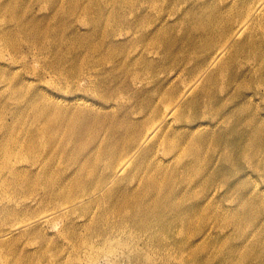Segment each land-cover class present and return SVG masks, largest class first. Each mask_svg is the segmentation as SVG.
I'll return each mask as SVG.
<instances>
[{
    "label": "bare ground",
    "instance_id": "obj_1",
    "mask_svg": "<svg viewBox=\"0 0 264 264\" xmlns=\"http://www.w3.org/2000/svg\"><path fill=\"white\" fill-rule=\"evenodd\" d=\"M35 1L49 11L48 16H44V18L52 19L49 27L53 29L56 24L55 18L59 17L58 10L62 0ZM64 1L72 2V0ZM74 1L73 11L81 13L84 19H89L91 9L84 4L83 0ZM162 2L156 0L152 4L158 16L169 7L167 4L163 6ZM32 4L33 0L1 1L0 18L1 15H12L15 25L0 28V35L5 38L6 42H10L9 39L13 41V36L18 35L19 44H28L30 49H41L42 54L46 57V63L50 66L53 63V58L48 49L44 48L40 42V38L45 36L44 32H46L47 26L42 21L35 20L31 12ZM233 6H236V15L231 21V25L235 24V28L232 30L231 26L232 31L224 32L223 35L227 34L229 40H233V49L248 50L250 62L253 65L248 70L235 71L237 74L233 81L232 101L236 105L227 113L220 114L216 110L213 111L217 104L213 105L212 97L209 96L206 88L204 91L202 90L204 99L201 114L198 110L200 102L197 99H192L190 84L182 89L177 87L164 90L160 97V104L164 107L163 112L153 113L140 120H133L132 125L126 124L125 126V124L117 123L109 127L110 134L117 132L119 141L117 144L125 142L126 145L123 146L122 152L119 153L118 151L121 150L118 146L115 147L111 143H107L106 146L95 145L88 152L89 146L83 149L86 152L85 156L93 155L90 156L92 158L97 154L99 157L93 159L101 161L104 167L101 173H88L83 176L82 180L78 178L80 175L78 170L67 177L56 178L54 175H50L47 169H43L40 164L32 163L17 169L12 162L16 159L28 160L31 157L27 151H32V148L36 146L41 154H50L56 150V145L61 143L74 145L87 136L89 123L85 118L86 114L84 113L87 112H85L87 108L84 105L75 103L73 106L72 104L66 106V115L56 100L48 101L35 93L36 97L33 95V98L31 97L33 101L29 104L33 119L27 125L22 121L20 123L23 126H9V123L0 120V139L4 142L0 145V164H5L7 171L11 174L9 185L11 184L13 187L10 189L8 186L0 192V264H42L48 251L50 256L52 255L51 240L53 236L47 234L46 226L55 228L56 232L61 235H63L62 232L73 233L71 226L74 225V216L79 214L78 212L82 213L79 216L84 220L82 225H86L90 229L94 228L93 232L97 235L104 236L107 230L121 229L126 234L138 233L154 244L151 248L154 249L152 251L154 255L159 254V251L162 250L170 251L171 254L168 257L179 264H196L197 257L195 256L197 254L206 256V251L209 248L215 249L214 253L223 254L207 259V263L218 259L220 264H264V243L260 245L261 240L254 241L248 251L239 255L240 250L248 244V241L228 246L229 238L222 234V229L219 233L216 227L213 233L206 226L197 231L193 228V223L198 216H205L208 219L209 214H213L212 216L217 214L216 212L211 213V208L218 205L213 202L220 191L222 195L219 199H230L236 207L232 211L220 210L222 212L220 219L224 225L236 218H245L246 220L264 217L262 215L264 190L250 188V185L255 181L264 182V116L260 114V111L264 110V106L260 107L245 102L242 103L246 107L242 108L243 106H241L242 100L249 101L252 97L264 98V92L260 90V87L264 86V81H254L264 78V58L261 56V51L257 54L252 51L251 48L254 47L252 41L244 39L245 34L256 31H252L254 27L248 24L247 18L251 14V10H253V15L256 12L263 13L261 9L264 5L250 8L246 1L240 0ZM191 8L189 7L188 10ZM36 22L38 24H35ZM69 22L67 21L65 24H69ZM22 33L24 35L21 37ZM51 38L54 39L50 34L48 40L50 41ZM65 38L67 36L62 39ZM154 41L155 39H151L150 43ZM22 51H24L22 47L13 46L10 51L11 59L15 60L18 53ZM222 55L221 50L216 51L211 59V64H217ZM114 58L113 55L108 56L106 62L111 63ZM63 69L59 75L60 79L76 73L73 69V72L65 67ZM224 69L225 66L220 65L217 71H220L219 74H221ZM0 75L3 78H9L2 71H0ZM80 75H86L87 79L91 76L86 70H82ZM214 78V74L204 78V86H207ZM38 79L42 81L43 77L38 76ZM251 87L253 93L244 95V91ZM25 88L30 90L25 85L20 88L13 86L7 89L16 100L20 111L26 108L25 101L29 99V97L27 100L24 99ZM229 89L230 85L223 92H227ZM242 89L245 90L242 92ZM22 101H24V105L19 104ZM71 108H74L73 114ZM245 112L248 113L244 114ZM88 113H93V111ZM201 115L208 117L212 126L219 124L220 127H223L222 129L229 126L234 117H236L235 119L241 117L239 122L245 128L246 133L245 135L240 134L236 141L226 144L223 151L221 150L219 163L223 165L228 162V168L226 172L217 171L216 168L218 173H215L213 168L215 166H213L211 171L220 180L211 184H203L197 190L202 175L193 180L189 172L181 170L182 168L190 170V162L187 160L192 157V151L196 150V146L193 147L194 144H192L195 139L190 135L191 139L173 140L171 136H178L180 130L163 132V128L172 118L180 122H189ZM14 117H19L15 111ZM200 125L201 122L188 125L187 129L198 130ZM223 134V131L209 132L205 134L204 139L209 137L216 141L223 138ZM127 139L132 142L126 143ZM21 140H23L22 144ZM93 141L94 139L91 137V145H93ZM160 142L167 146H165V155L169 158L166 160L168 163L162 164L165 166L160 167V163L154 160L143 161L141 157L144 153L151 155ZM218 151H220L219 147L214 145L213 151L209 153L211 159H214ZM241 165L246 166L248 172H244L246 170L240 172ZM179 169L182 173L179 177V184L167 189V186L172 184L174 176L179 175L177 173ZM249 172L254 175V178ZM190 173L192 174V171ZM121 179H124L123 183ZM162 186H166V190H162ZM243 188H246L245 192ZM50 207L56 209L43 212ZM254 228L248 226L246 228L247 235L251 234ZM238 229H240L239 226ZM239 235L242 237L241 233ZM262 235L264 232L259 235L258 239H261ZM63 239L72 246L73 241ZM256 248L258 250L254 256L251 253ZM130 252L126 256L130 262L151 264L152 258L139 248L131 249ZM225 254L226 257H224ZM89 257L90 262L94 258L93 253ZM232 257L237 258L236 262ZM59 258V256L55 257L52 261L57 263ZM89 262L86 259V261H79L78 264H90L91 262Z\"/></svg>",
    "mask_w": 264,
    "mask_h": 264
},
{
    "label": "rangeland",
    "instance_id": "obj_2",
    "mask_svg": "<svg viewBox=\"0 0 264 264\" xmlns=\"http://www.w3.org/2000/svg\"><path fill=\"white\" fill-rule=\"evenodd\" d=\"M154 1L156 0H83L84 4L91 9L89 19H84L81 13L73 11L74 0L68 1L69 3L62 0L58 10L59 17L55 18L56 24L51 29L49 26L52 19L44 18V16H48L49 11L33 0L32 15L37 22L42 21L47 26L46 32H44L45 36L40 38V42L44 48L48 49L53 58V63L50 66L46 63V57L42 54L41 49H30L28 44H19L18 35L13 36L14 42L11 39H9L10 42H6L5 38L0 35V71L9 76V78H3L0 75V120L9 123V126H23L20 123L22 121L27 125L33 119L29 104L33 101V95L36 97L35 93H37L48 101L56 100L66 115V106H71V104L73 106L75 103L84 105L87 108L85 109L87 112L84 113L86 114L85 118L89 123L88 135L78 143L74 145L61 143L56 145V150L50 154H41L36 146L32 148V151H27L30 153V160L16 159L12 162L17 169L36 163L40 164L43 169H47L48 173L56 178L67 177L78 170L80 180L88 173H101L104 166L101 161L96 160L99 156L95 154L96 159L90 157L93 155L85 156L86 152L83 149L89 146L88 152L95 145L106 146L107 143H111L115 147L118 146L121 150L118 151L119 153L122 152L123 146L126 145L125 142L117 144L119 142L117 132L110 134L109 127L117 123L125 124V126L126 124L132 125L133 120H140L153 113L163 112L164 107L160 104V97L164 90L167 91L170 88L182 89L190 84L192 99H197L200 102L198 107L200 114L203 109L202 90L204 91V88L212 97L213 105L217 104L214 109L212 108L213 111L216 110L220 114H224L235 107L236 104L232 101L233 81L237 74L235 71L239 69L245 71L253 65L249 58L250 52L233 49V40H229L227 34L223 35L224 32L232 31L235 28V24L231 25V21L236 15V6L233 5L240 0H164L163 2L158 0L164 3L163 6L166 4L169 6L160 16L152 6ZM241 1H246L250 8L264 5L263 0ZM189 7L192 8L188 10ZM252 11L249 16L247 15V19L248 24L254 27L252 31H256L245 34L244 39L252 41L251 43L254 45L251 48L252 51L256 54L261 51V56L264 58V7L261 9L263 13L256 12L253 15ZM67 21H70L69 24H65ZM37 22L35 24H38ZM13 25L15 22L12 21V15H1L0 28ZM50 34L54 39L51 38L49 41ZM23 35L24 33L21 34V37ZM65 35L67 38L62 39L66 37ZM151 39H155V41L150 43ZM13 46H20L24 49L18 53L15 60L10 57ZM219 50L223 55L218 63L213 65L211 59ZM111 55L115 57L114 60L111 63L106 62L107 57ZM86 58H88L87 62ZM220 65L225 66L221 74H219L220 71H217ZM63 67L71 72L73 69L76 73L60 79L59 75L64 70ZM82 70H86L91 75L89 79L86 78V75H80ZM216 72L218 74H215ZM75 74L77 75L75 76ZM210 74H214L215 78L211 79L207 86H204V78ZM38 76L43 77V80H39ZM261 79L254 81H264V78ZM24 85L30 89L25 88L24 99L27 100L28 97L29 99L25 101L26 108L20 111L16 100L7 89L13 86L20 88ZM229 85V91L223 92ZM252 89V87L246 90L242 89V92L245 90L244 95H249L253 93ZM260 90L264 92V86H261ZM246 101H241L242 108L246 107L242 102L264 106V98L252 97ZM19 104L24 105V101ZM71 110L73 114L74 108ZM91 110L93 113H88ZM14 111L20 118L14 117ZM260 112L264 116V110ZM246 113L248 112L244 114ZM235 118L224 129L219 124L212 126L210 119L202 115L189 122H180L172 118L163 128V132L180 130L178 136H171L173 140L191 139L190 135L195 139L192 144H194L193 147L196 146V150L192 151V157L187 160L190 162V170L185 168L181 170L189 172L193 180L202 175L197 190L203 184H211L220 180L211 173L213 166H215L213 167L214 171L217 168V171L226 172L228 162L223 165L219 163L221 152L226 144L236 141L240 134L245 135L246 133L245 128L239 122L241 117ZM198 122H201L198 130L187 129L188 125ZM221 131L224 132L223 138L216 141L209 137L204 139L206 133ZM89 135L94 139L93 145L90 144L91 137ZM127 142L130 143L132 140L127 139ZM2 143L4 142L0 139V145ZM22 143L23 140H21ZM82 145L84 146L82 147ZM214 145L219 147L220 151L215 154L214 159H211L209 153L213 151ZM165 146L160 142L156 151H153L154 154L144 153L141 157L142 160L145 162L154 160L160 163V167L165 166L162 164H167L166 160L169 159L165 155ZM241 166L240 172L244 170H246L244 172H248L246 166ZM217 171L215 173H218ZM177 173L179 175L174 176L172 184L167 186V189L179 184V177L182 175L180 169ZM251 176L254 178V175ZM11 178L5 164L1 163L0 192L8 186L10 189L13 188L11 184L9 185ZM121 181L123 183L124 179ZM250 186L251 189L264 190V182L261 180L253 182ZM246 188H243L244 192ZM162 190H166V186H162ZM221 195L220 191L213 202L218 205L211 208V213L216 212L217 216L209 214L208 219L205 216H198L193 223V228L197 231L206 226L213 233L216 227L219 233L222 229V234L229 238L228 246L248 241L247 245L249 246L243 247L239 255L248 251L254 241L261 240L260 245L263 244L264 235L261 236V239L258 237L264 232V217L246 220L245 218H236L229 223H225L223 220L224 225L220 219L222 213L220 210L232 211L236 207L230 199L220 200ZM54 209L56 208L50 207L43 212L54 211ZM78 213L74 216V225L71 226L73 233L62 232L63 235H61L56 232L55 228L46 226L47 234L53 236L51 240L52 255L50 256L48 251L42 264H78L79 261H86V259L89 262L91 253L94 258L91 259L90 264H134L133 261L130 262L129 259H126V256L131 253V249L135 248H139L152 258L151 264H179L168 257L171 254L170 251L162 250L159 251V254L154 255L152 252L154 249H151L154 244L138 233L126 234L121 229L107 230L104 236L97 235L93 232L94 228L90 229L86 225H82L84 220L79 217L82 213ZM262 215L264 216V211ZM248 226L255 227L249 235L246 233ZM240 233L242 237H240ZM63 238L73 241L72 246ZM257 250L258 248L254 249L251 254L255 256ZM206 252V256L203 254L195 256L197 257L196 264H220L218 259L209 263L206 260L223 253H214L215 249L213 248H209ZM58 256L60 257L58 262L54 263L53 258ZM226 256L225 254L224 257ZM232 258L236 262L237 258Z\"/></svg>",
    "mask_w": 264,
    "mask_h": 264
}]
</instances>
